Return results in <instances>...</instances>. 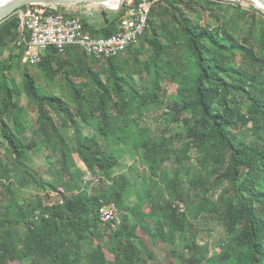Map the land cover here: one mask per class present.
Listing matches in <instances>:
<instances>
[{"label":"trees","instance_id":"1","mask_svg":"<svg viewBox=\"0 0 264 264\" xmlns=\"http://www.w3.org/2000/svg\"><path fill=\"white\" fill-rule=\"evenodd\" d=\"M198 3L159 2L143 42L119 56L98 58L78 46L69 47L64 59L55 48L46 51L39 66L50 78L63 76L73 104L43 92L26 71L24 91L38 111L30 136L22 93L8 82L13 61L21 64L24 53L20 19L14 13L0 22V51L11 48L0 60V138L7 140L0 148V187L12 192L7 181L18 176L22 186L37 189L30 199L0 204V264H108L102 243L108 233L114 264H135L142 256L140 228L154 241H184L195 250L193 220L201 217L225 233L218 256L209 262L264 264V20L253 14L240 34L230 22L196 21L190 13L200 11ZM100 6L102 20L82 21L94 36H109L128 9L126 3L118 10ZM168 82L178 85L170 98L165 97ZM160 110L154 114L157 124L143 133L148 113ZM67 128H73L74 141ZM116 146L131 148L148 169L141 192L116 173ZM40 150L49 151L47 158L64 171L65 191L56 202L50 193L58 185L30 164ZM246 150L250 158L242 160ZM169 163L172 171L166 169ZM87 171L108 186L90 191ZM154 174L162 186L151 185ZM130 189L135 202L127 196ZM111 202L122 218L117 227L100 215Z\"/></svg>","mask_w":264,"mask_h":264},{"label":"rangeland","instance_id":"2","mask_svg":"<svg viewBox=\"0 0 264 264\" xmlns=\"http://www.w3.org/2000/svg\"><path fill=\"white\" fill-rule=\"evenodd\" d=\"M199 3L197 6L200 8V11L191 12L190 15L199 22L204 24H209L211 26L223 23H229L237 27V31L240 34H245L243 32V28L241 26H246L247 28V20L251 19L253 14L256 15V20L258 22H263L264 14L262 15L259 11H256L251 6L254 4L251 0H197ZM126 2L123 0L122 5ZM90 3V2H86ZM110 5V2H107ZM62 5V4H58ZM103 5V4H102ZM121 5V6H122ZM255 5V4H254ZM106 8L108 6L104 5ZM240 8V9H239ZM102 9L103 7L98 5L97 7H91L89 12H85L81 15V18L87 19L92 23H98L102 20ZM239 9V10H238ZM59 10L66 11L61 6ZM82 11V10H81ZM245 28V27H244ZM243 32V33H242ZM144 36V35H143ZM244 35H241V38ZM142 39V38H141ZM140 40L139 44L142 43ZM14 46V45H13ZM148 48V47H147ZM10 49L8 48L3 53L0 51V60H4L7 58L10 53ZM18 49V47H17ZM18 51V50H17ZM62 59L67 58L65 53L61 54ZM91 62V59L89 60ZM28 71L36 77L37 83L39 84L42 91L56 93L58 95L63 96L66 100L73 104L72 98L70 97V90L66 80L63 76H56L54 78H50L47 75L46 71L43 70L39 64H28L25 63L22 59L21 64L13 61L12 69L9 70V85L16 87V89L21 91V98L24 104H26L28 108V120L29 125L32 131H28V135H32L34 133L35 121L38 116L37 106L36 104L27 96L24 91V73ZM148 75L145 74L143 76L142 81L147 82ZM178 85L176 83L168 82L166 83V95L165 97L169 98L176 94ZM75 103V102H74ZM163 110H160L157 113H148L147 117L143 120V133L146 132L147 127H154L157 124V121L154 119V114L163 113ZM13 124V122H12ZM14 125V124H13ZM87 128V127H86ZM86 130V129H85ZM88 130V129H87ZM86 130V131H87ZM65 134L69 137L71 141H74V133L73 128H67L64 130ZM34 135V134H33ZM141 136L135 137L134 140H140ZM102 142L105 143V140L100 138ZM7 140L3 137L0 138V148L2 150L5 149V145ZM116 148V155L120 158V165L116 167V173H121L126 175L133 183H135L139 189L138 192L142 191V183L145 178L149 180V171L148 169L141 163L139 157H134L132 149L129 147H122L121 149ZM46 153H50L49 151H34L31 158V166L36 169L40 175L43 176L44 179H48L58 185L61 189L63 185L62 174L64 171L60 168L59 164L55 162L54 158L48 159ZM242 160H248L250 158V153L248 150L244 151L240 157ZM75 159L78 161L79 166L86 169L85 164L78 159V156L75 154ZM167 171H172L173 165L171 163L167 164ZM120 175V174H119ZM87 183L89 184V190L93 192H98L103 190L108 186L106 179L101 176L94 175L91 172L87 171L85 176ZM151 185L156 187V185H161L162 183L159 181V178L156 174L152 177ZM18 176L15 178H11L8 180V184L10 185L11 191L9 192L6 187L1 185L0 187V204H8L9 202L15 203L16 200H20V202L30 199L37 192L36 187H24L20 184ZM188 187V185H187ZM186 188V186H185ZM53 197H56V192L54 191ZM168 195H171V192L168 191ZM127 196L132 201H136L137 197L135 194V190H128ZM172 196V195H171ZM176 200V199H175ZM178 202V201H177ZM152 206H147L146 210H150ZM194 229L192 231L195 233V238L197 241V245L195 250H193L190 246L185 245L184 241H178L177 243H167L163 241H154L146 235L142 229H139V233L142 237V244H140V248L142 250L141 260H139L135 264H189V261H192L193 264H214L213 262H209L210 258L214 256H218L221 250L222 241L225 238V233L222 227L216 222L210 219H194ZM112 228H109L107 232H111ZM109 233L106 236V240L102 241L105 245V252L108 257V261L111 264H114V254L111 251V241L109 238ZM98 241V240H97ZM99 242V241H98ZM198 257H201L203 260L196 261ZM108 263V264H109ZM13 264H19V261H14ZM84 264H88L85 261Z\"/></svg>","mask_w":264,"mask_h":264},{"label":"built area","instance_id":"3","mask_svg":"<svg viewBox=\"0 0 264 264\" xmlns=\"http://www.w3.org/2000/svg\"><path fill=\"white\" fill-rule=\"evenodd\" d=\"M162 0H126L128 12L122 17L116 32L109 36H94L87 29L82 18L67 11L59 10L58 4L30 3L16 10L20 19L19 44L24 43L23 61L39 64L46 51L55 48L65 53L71 46H78L87 55L98 58H110L124 53L130 46L138 44L145 34L152 9ZM98 8V3H88ZM55 5V10H48ZM65 190H55L56 197L50 193L52 202H56ZM184 209V204H180ZM101 218L111 222L112 227L121 223V214L116 203L111 202L100 208Z\"/></svg>","mask_w":264,"mask_h":264},{"label":"water","instance_id":"4","mask_svg":"<svg viewBox=\"0 0 264 264\" xmlns=\"http://www.w3.org/2000/svg\"><path fill=\"white\" fill-rule=\"evenodd\" d=\"M108 1L110 0H3L0 1V22L13 15L18 8L30 3L69 4L74 2H90V3L103 4L114 10H118L123 3L122 0L119 6L111 7L107 4ZM251 1L264 12V0H251Z\"/></svg>","mask_w":264,"mask_h":264},{"label":"crops","instance_id":"5","mask_svg":"<svg viewBox=\"0 0 264 264\" xmlns=\"http://www.w3.org/2000/svg\"><path fill=\"white\" fill-rule=\"evenodd\" d=\"M120 3L121 2H117V4H110L109 6L117 7L119 6ZM60 6L63 9H66L68 13L79 17H81V15L84 14L85 12H89L91 7H96L95 5L88 4L86 2H74V3L59 5V7Z\"/></svg>","mask_w":264,"mask_h":264},{"label":"bare ground","instance_id":"6","mask_svg":"<svg viewBox=\"0 0 264 264\" xmlns=\"http://www.w3.org/2000/svg\"><path fill=\"white\" fill-rule=\"evenodd\" d=\"M0 1H3V0H0ZM110 1H113V2H121L122 0H110Z\"/></svg>","mask_w":264,"mask_h":264}]
</instances>
